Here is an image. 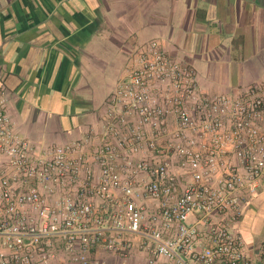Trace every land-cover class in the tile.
<instances>
[{"label":"built area","instance_id":"2783aa9c","mask_svg":"<svg viewBox=\"0 0 264 264\" xmlns=\"http://www.w3.org/2000/svg\"><path fill=\"white\" fill-rule=\"evenodd\" d=\"M0 80V264H264L232 229L264 190V76L200 89L157 39L136 47L99 131L40 146L5 113Z\"/></svg>","mask_w":264,"mask_h":264},{"label":"crops","instance_id":"0c3cea01","mask_svg":"<svg viewBox=\"0 0 264 264\" xmlns=\"http://www.w3.org/2000/svg\"><path fill=\"white\" fill-rule=\"evenodd\" d=\"M154 39L195 70L202 91L236 94L264 76V0H0V80L14 130L40 146L99 131L131 52ZM232 229L258 252L264 190ZM125 261L146 264L136 251Z\"/></svg>","mask_w":264,"mask_h":264},{"label":"rangeland","instance_id":"374dc122","mask_svg":"<svg viewBox=\"0 0 264 264\" xmlns=\"http://www.w3.org/2000/svg\"><path fill=\"white\" fill-rule=\"evenodd\" d=\"M255 82V81H254ZM250 84V83H249Z\"/></svg>","mask_w":264,"mask_h":264}]
</instances>
